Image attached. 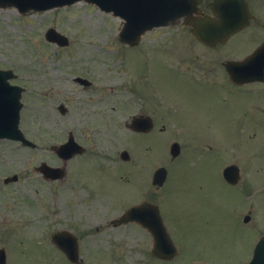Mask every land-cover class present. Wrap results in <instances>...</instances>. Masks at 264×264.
Masks as SVG:
<instances>
[{
    "label": "rangeland",
    "instance_id": "rangeland-1",
    "mask_svg": "<svg viewBox=\"0 0 264 264\" xmlns=\"http://www.w3.org/2000/svg\"><path fill=\"white\" fill-rule=\"evenodd\" d=\"M250 1L255 9L260 6L257 16L264 21V0ZM120 26L119 18L84 2L24 15L13 8L0 9V69H11L16 75L11 82L24 89L21 131L37 138V145L43 147L32 151L0 140V177L17 174L25 178L0 183V247L5 246L7 257L15 264H68L49 244L53 230L67 229L79 235L83 264H244L253 241L264 232V192L253 197L251 186L242 194L251 201H244L241 193L223 182L221 166L239 160L243 181L237 188L242 184L241 192L247 184L264 178V116L259 115L256 124L243 122L241 115L244 120L253 112L239 113L238 118L241 100L237 94L227 97L224 104L220 97H213L216 92L198 86H222L218 63L248 53L258 42L252 44L250 35L261 38L263 30L249 27L216 57L199 45L193 44L190 53L182 47L179 57L169 59L174 63H168L167 52L144 58L139 51L122 50L124 46L117 40ZM47 28L70 40L69 47L48 44L43 37ZM166 35L174 40L189 37L186 29L173 26L147 34L140 48L164 43L161 39ZM193 54L196 59L191 61ZM189 74H195L192 83L186 77ZM75 75L94 80L103 99L94 107L96 111L92 104L73 102L76 92L72 97L66 93ZM62 99L71 103L65 116L55 108ZM251 104L254 111L257 106L264 114L261 104ZM138 113L154 120L149 135H135L126 127ZM80 119H90L88 124L96 123L101 131L98 138L95 135L96 141L83 131L85 145L96 157L89 156L82 165L107 174L106 184L96 181V189H87L85 183L63 187L41 182L28 161L35 157L37 162H48L50 157L43 150L49 141L62 138L63 128L74 127ZM177 128L179 135L175 134ZM177 139L184 149L172 160L168 147ZM190 145L198 148L192 150ZM123 150L129 153V162L120 161ZM160 165L169 171V180L162 192H155L144 175L147 172L148 177ZM147 199L160 206L179 251L170 262L149 257L151 240L140 227L108 225L109 220ZM240 209L237 218L250 212L247 226L234 217ZM15 235L26 241L14 243Z\"/></svg>",
    "mask_w": 264,
    "mask_h": 264
},
{
    "label": "water",
    "instance_id": "water-1",
    "mask_svg": "<svg viewBox=\"0 0 264 264\" xmlns=\"http://www.w3.org/2000/svg\"><path fill=\"white\" fill-rule=\"evenodd\" d=\"M51 0H0V7L15 6L22 13L29 9H45ZM74 0H55L59 5L65 3H72ZM97 4L102 10L113 12L119 15L126 21L122 36L129 32V24L136 25L137 31L142 32L152 27L165 25L168 22H173L181 16H187L185 24L192 26V34L209 43L210 41H223L230 34L239 30L246 24L249 14L244 11L239 14L236 9V4H232L230 0H217V11H213L214 18L208 16H199L201 13L196 8V4L200 0H88ZM225 3L226 9L223 10L221 2ZM220 5V6H219ZM230 7V8H229ZM191 14H196L194 18L190 19ZM191 20V21H189ZM254 63L253 60L248 61V66ZM241 69H245L240 66ZM230 71L236 69L230 64L228 67ZM9 72H0V136H7L10 138H20L17 130L18 112L20 108L19 88L9 87L6 79L10 78ZM148 120V119H147ZM149 122V120L147 121ZM143 123L142 126H146ZM139 125V123H138ZM173 155L177 153L176 145L173 147ZM163 169L159 170L153 180L154 184L161 185L164 180ZM136 221L142 226L146 227L153 237V247L150 255L154 258L163 260H170L176 254L160 219L155 206L149 204H141L127 211L122 219L126 221ZM53 240L56 245L60 247L71 262H76L77 250L74 239L65 234L53 235ZM249 264H264V237L257 245L253 259Z\"/></svg>",
    "mask_w": 264,
    "mask_h": 264
},
{
    "label": "flooded vegetation",
    "instance_id": "flooded-vegetation-1",
    "mask_svg": "<svg viewBox=\"0 0 264 264\" xmlns=\"http://www.w3.org/2000/svg\"><path fill=\"white\" fill-rule=\"evenodd\" d=\"M261 22L259 21V18L255 15L254 18V25L258 28H260L261 30H263V36L261 37L262 39L258 38V45L256 46V48L260 47L261 44H263L264 42V21L262 19H260ZM255 48V49H256ZM249 85H257L260 88H264V82H258V83H251V84H247L245 86H249ZM89 86L84 87L89 88ZM244 87V86H243ZM85 92V91H82ZM75 94H73L72 96H74ZM78 97H74L72 98V101H76V100H81L82 105H85L84 103H87L86 105L92 104V110H95V106L98 105L100 102V98L94 96V92L91 91H87L86 92V96L88 97V99H90L91 101H93V103H88L85 100L80 99L81 95L77 94ZM71 96V97H72ZM61 103L59 105H61L62 107H64L65 112H67V110H70L69 107L71 108V103L68 101H64V99L60 100ZM69 106V107H68ZM67 114V113H66ZM93 114H97V112H94ZM92 114V115H93ZM84 117V116H83ZM93 120V119H92ZM88 121H90V119H84V120H76V125L74 127H70V126H66L63 128V130L66 132V136H63L60 139H56L55 143L56 144H63L66 143L68 141V137H72L74 142L82 147V150L70 157V158H66V159H60L55 152L51 151L49 148L51 147V144L49 145L48 149L46 150V153H48L50 159H49V166L54 167V168H61V173L60 179H57L55 181H47V183L49 184H53L55 182H61V186L63 187H73L76 182L78 183V185L80 186V183H85V185L87 186V189H94L95 188V182L98 175H96L95 169L93 167L90 166H84L82 165V163L85 161H88L90 153H92L90 151V147L86 144L85 145V138H84V134L83 131H85L86 133L92 135V139H95V135H97L98 138V134L100 133V129L99 127L97 128L96 123H94V125H89ZM80 126V127H78ZM83 134V135H82ZM96 141V139H95ZM69 151H71V149H69L68 151H66L64 153V155H68ZM93 154V153H92ZM96 157L95 155L91 156L90 158H94ZM35 157H32L28 163L32 164V171L34 173H36L37 170V164L36 161L34 159ZM95 159V158H94ZM41 163V162H40ZM76 165V166H74ZM87 171V172H86ZM38 176V174H36ZM41 180H45L42 176H41ZM255 185H260L261 182L259 181H255L254 182ZM257 208V207H256ZM81 219V218H80Z\"/></svg>",
    "mask_w": 264,
    "mask_h": 264
}]
</instances>
